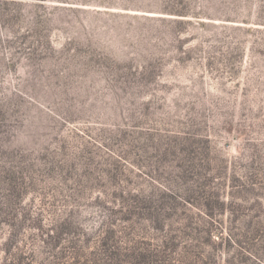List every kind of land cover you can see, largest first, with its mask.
<instances>
[{"label":"rangeland","instance_id":"obj_1","mask_svg":"<svg viewBox=\"0 0 264 264\" xmlns=\"http://www.w3.org/2000/svg\"><path fill=\"white\" fill-rule=\"evenodd\" d=\"M0 264H264V0H0Z\"/></svg>","mask_w":264,"mask_h":264}]
</instances>
